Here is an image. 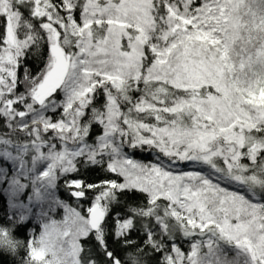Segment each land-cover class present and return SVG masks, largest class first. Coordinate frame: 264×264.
I'll use <instances>...</instances> for the list:
<instances>
[{"label": "snow or ice", "instance_id": "6c2138e0", "mask_svg": "<svg viewBox=\"0 0 264 264\" xmlns=\"http://www.w3.org/2000/svg\"><path fill=\"white\" fill-rule=\"evenodd\" d=\"M0 194L35 264H264V0H0Z\"/></svg>", "mask_w": 264, "mask_h": 264}, {"label": "trees", "instance_id": "16d2710c", "mask_svg": "<svg viewBox=\"0 0 264 264\" xmlns=\"http://www.w3.org/2000/svg\"><path fill=\"white\" fill-rule=\"evenodd\" d=\"M38 63V60L33 59L30 66L33 68V71L36 70L35 65ZM42 66V65H41ZM134 156L137 160H143V161H149L152 159L151 155H148L144 152H136L134 153ZM247 163V161H245ZM74 179H84L89 183L96 182L98 180L104 179L105 177L98 171V170H89L86 173H83L80 176L72 177ZM115 178V177H111ZM58 195L61 199L65 200L67 203L72 204L74 206V201L71 197L67 195L63 189H60L58 192ZM91 195V193H89ZM137 199L143 200L142 196H138ZM13 212L17 214V218L21 210L19 209H10L8 207V201L6 196L3 194H0V224L6 225V226H13L12 222L8 219L9 215H11ZM30 229H35V233H39V225L35 221V217L32 216L30 219L24 223H18L15 225V230L13 232V235L15 237L21 238L24 240L25 244L27 245V242L29 239H31L32 234L30 233ZM225 248L227 249V257L236 258L239 260V257L237 256V250H233V247L231 245L223 244ZM131 254L132 256H137L136 249L135 248H127L125 249L121 255L125 258L126 264H131V260L128 259V255ZM27 257V252L24 248H20L17 253L13 254L11 252L5 251L3 249H0V264H24V261ZM139 258V257H138ZM155 257L152 255H145L143 257L142 264H154Z\"/></svg>", "mask_w": 264, "mask_h": 264}, {"label": "clouds", "instance_id": "9594fccd", "mask_svg": "<svg viewBox=\"0 0 264 264\" xmlns=\"http://www.w3.org/2000/svg\"><path fill=\"white\" fill-rule=\"evenodd\" d=\"M9 232H10V236L9 239L12 241L11 245H7L4 243H0V249H3L5 251L11 252L13 254L17 253L18 250L20 248H24L26 250V252L28 253L27 250V245L25 244L24 240L18 237H15L13 235V232L15 230V226H8ZM59 247V242H57V248ZM47 259H51V255L49 254L47 257ZM243 257L240 256L238 261H235L234 264H243ZM25 260H28V264H35V262L30 261L28 254ZM42 264V262H41Z\"/></svg>", "mask_w": 264, "mask_h": 264}, {"label": "rangeland", "instance_id": "374dc122", "mask_svg": "<svg viewBox=\"0 0 264 264\" xmlns=\"http://www.w3.org/2000/svg\"><path fill=\"white\" fill-rule=\"evenodd\" d=\"M145 162H148V161H145ZM16 210V209H15ZM20 211V209H19ZM22 211V210H21ZM53 218H55L56 220H61L63 218V211L62 209L61 210H58L56 213L53 214ZM40 231V229H39ZM182 249L187 252L189 251V245L187 244V242H185L183 245H182ZM233 250L235 251L236 249L233 248ZM206 251V249H205ZM217 255L222 259V260H225L227 262V264H234L235 261H238L236 258H231V257H227V249L225 248V246L222 244L221 247H220V251L217 253Z\"/></svg>", "mask_w": 264, "mask_h": 264}]
</instances>
